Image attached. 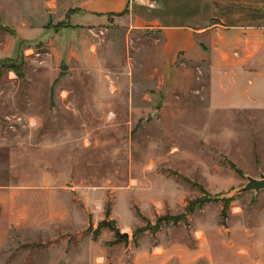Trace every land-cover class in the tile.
Returning a JSON list of instances; mask_svg holds the SVG:
<instances>
[{
  "label": "rangeland",
  "instance_id": "obj_1",
  "mask_svg": "<svg viewBox=\"0 0 264 264\" xmlns=\"http://www.w3.org/2000/svg\"><path fill=\"white\" fill-rule=\"evenodd\" d=\"M81 2L0 0V264H264V83Z\"/></svg>",
  "mask_w": 264,
  "mask_h": 264
},
{
  "label": "crops",
  "instance_id": "obj_2",
  "mask_svg": "<svg viewBox=\"0 0 264 264\" xmlns=\"http://www.w3.org/2000/svg\"><path fill=\"white\" fill-rule=\"evenodd\" d=\"M82 0L80 16L158 30L168 54L213 58L212 75H233L258 90L264 83V0Z\"/></svg>",
  "mask_w": 264,
  "mask_h": 264
},
{
  "label": "water",
  "instance_id": "obj_3",
  "mask_svg": "<svg viewBox=\"0 0 264 264\" xmlns=\"http://www.w3.org/2000/svg\"><path fill=\"white\" fill-rule=\"evenodd\" d=\"M263 191H264V174L261 175L260 179L249 177L248 184L244 188L238 190L236 192V195H243L252 192L259 194L260 192Z\"/></svg>",
  "mask_w": 264,
  "mask_h": 264
},
{
  "label": "trees",
  "instance_id": "obj_4",
  "mask_svg": "<svg viewBox=\"0 0 264 264\" xmlns=\"http://www.w3.org/2000/svg\"><path fill=\"white\" fill-rule=\"evenodd\" d=\"M206 203H207V202H204V203H201V204H196L192 209H190L189 213H193V212L196 210L197 207H198V209L204 207V205H205ZM160 221H173V222H177V219H176V218H163V219H161ZM106 225H107V224H103V225H101V227H102V228L107 227V228H110V229L113 230V228H111L110 225H107V226H106ZM101 227H100V228H101Z\"/></svg>",
  "mask_w": 264,
  "mask_h": 264
},
{
  "label": "built area",
  "instance_id": "obj_5",
  "mask_svg": "<svg viewBox=\"0 0 264 264\" xmlns=\"http://www.w3.org/2000/svg\"><path fill=\"white\" fill-rule=\"evenodd\" d=\"M141 3L143 5H146V6L150 7V8H155V4L154 3H149V2H146L145 0H141Z\"/></svg>",
  "mask_w": 264,
  "mask_h": 264
}]
</instances>
